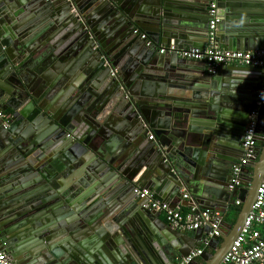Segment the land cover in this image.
<instances>
[{"label":"water","instance_id":"1","mask_svg":"<svg viewBox=\"0 0 264 264\" xmlns=\"http://www.w3.org/2000/svg\"><path fill=\"white\" fill-rule=\"evenodd\" d=\"M257 1L230 0L233 20L251 18L221 34L223 48H253L264 27L255 19L264 8ZM191 2L0 0V111L11 114L8 127L0 123V227L13 258L176 264L201 247L204 230L191 236L148 212L135 192L141 186L172 207L182 189L196 194L200 208L224 210L239 200L235 222L224 221L213 251L191 264H220L229 252L264 179L263 106L256 157L230 187L264 69L225 65L227 72L195 76L187 59L160 53L170 43L204 49L194 34L208 36L209 17L187 29ZM224 18L222 32L232 20ZM198 145L203 158L184 162V150ZM127 209L128 226L105 237L116 260L106 258L105 238L87 243L83 235Z\"/></svg>","mask_w":264,"mask_h":264},{"label":"built area","instance_id":"2","mask_svg":"<svg viewBox=\"0 0 264 264\" xmlns=\"http://www.w3.org/2000/svg\"><path fill=\"white\" fill-rule=\"evenodd\" d=\"M219 0H209L208 3V43L204 49L199 47L178 48L174 44L160 45V53L177 54L180 58L187 60L203 61L211 74H216L221 66L241 65L259 67L264 69V48L259 50H228L222 47L218 38V26L221 21L218 13ZM146 33L141 34V38H146ZM151 41L147 45H151ZM264 106V76L257 94V101L250 110L248 123L243 136L242 157L232 168L233 184L239 183V176L242 169L256 157L258 146V127L260 110ZM11 114L0 111V123L4 127L10 124ZM150 135V139H153ZM137 195L146 198L149 208L154 213H163L166 222L174 229L186 232L196 231L201 228L210 227L211 230L202 242V246L181 258L176 264H191L198 259L210 246L213 236L222 234L224 223L223 215L220 211L212 209H199L191 207L187 213L180 208H173L168 203L160 201L154 197L153 192L144 187L135 189ZM185 198L189 194L185 193ZM241 204L240 201L237 202ZM2 230L0 229V264H16L15 260L2 247ZM220 264H264V179L259 186L258 195L252 206V210L246 217L242 229L234 240L229 252L224 256Z\"/></svg>","mask_w":264,"mask_h":264},{"label":"crops","instance_id":"3","mask_svg":"<svg viewBox=\"0 0 264 264\" xmlns=\"http://www.w3.org/2000/svg\"><path fill=\"white\" fill-rule=\"evenodd\" d=\"M259 1L260 0H258L257 2H259ZM229 2H230V0L225 1V3L227 4L225 6V8L220 7L219 10H218V13H219L220 18H221L220 23L222 22V19H223V21H224V19H226V18H224V15H226V17L228 19L232 18L231 21H227L226 22L228 27L227 28L225 27L224 29H222L223 32L221 31V27H220V23H219V26H218V34H219V36H218V38H219L220 42L222 40V37H220L222 33L228 35V32L231 31L234 28L233 26L249 23V21H247V20H250V18H251V17L248 18V16H245V18L244 19L242 18V20L241 19H237V18H234V20H233V17H235L234 16L235 14L231 13V11H230L231 7H230V3ZM208 3H209V0H205V1L204 0L203 1L202 0H192V2L190 3L191 5H189V7H191V8H190V10L187 11V13H189V14H187V18H188L187 19V22H188L187 24H190L188 26L186 25L187 29H191V30L194 31L195 26H197L198 24H202V25H206L207 24V20H208V10H207ZM262 3H264V0L262 1ZM262 3L260 5H262ZM220 4H222L221 1H220ZM255 17H256L255 19H258L264 25V8ZM243 21H245V22H243ZM196 23H198V24H196ZM222 23H221V25H222ZM259 24H261V23H259ZM184 28H186V27H184ZM261 28H262L261 30L259 29V32H258L259 33V37H257V40H256V42L253 45V48L252 49H245V50H259V49L264 48V27L261 26ZM194 38H196L197 40H195V41L197 43H200L201 45H203L204 48L207 46L208 36L206 34L204 36H202V35L198 36V33H197V34H194ZM170 44H174V43H170ZM221 44H222V42H221ZM186 47H191V46L187 45L184 48H186ZM193 47H198V46H193ZM232 50H244V49H232ZM165 54H171V53H165ZM168 56H170V55H168ZM182 63L191 65L192 68H189L191 70L189 72L191 74L195 75V76L203 75L202 71H205V72L209 73L206 64H205V67H203L204 64L201 63L200 61L198 62V61H190V60H188V61H182ZM225 68L226 67L221 66L218 69V71L219 70H222V71L224 70L225 71L226 70ZM225 72H227V71H225ZM221 77H226V79H225L226 81H228L229 79L233 78V77H228V75H225V73H224V75H221ZM179 81H185V80H179ZM233 81H235V80H233ZM245 84L246 83L242 82V80H240L238 82H236V81L233 82L235 90L237 92H242V93L247 92V87L244 86ZM260 85H261V82H260ZM260 85H259V87H260ZM259 144H260V142L258 141V145ZM202 149H203V146H199V145L198 146H194V147H190V148H186L184 150L185 155L183 156L184 157L183 161L184 162H188V161L192 160L193 158L202 159L203 156L201 155V152H200ZM65 187L68 188L67 186H65ZM66 188L64 190H66ZM200 189H201L200 186L195 187V191L200 190ZM182 193H183V199L181 201H179V203H178V205L176 207H173V208H180L184 213H187L189 211V209L191 207H193V206H195V207H197L199 209H206V208H203V207H201V208L198 207V203H197V200L195 198L196 194L194 192L182 189ZM185 193L189 194L188 198L184 197ZM238 201L239 200H237L235 204H232L231 202H229L227 204L228 207L226 209H224V210H222V208H217V207L215 209H212V210H217V211H220L221 213H224L225 216H226L225 222L232 224V223H234L232 221H234L236 219V217H237L234 212L237 209V207H240L239 206L240 204L237 203ZM139 202H140V204L143 205V203L141 201H139ZM144 207L147 208V204H144ZM130 209L124 210L123 212H125V213L122 212L123 214L122 213L116 214L117 216H116L115 219L113 218V219H110L108 221H102V219L98 220L92 227L89 228L90 231L89 230L86 231V233L83 235L85 240H87V243H89L91 241L90 238H92V240H95V239L96 240H103V238H105L107 235L110 236L111 238H113L112 236L116 237L117 233L120 232L123 229V226H128V225H123L122 224V220H123V217L124 218H130V215H131L130 214ZM208 209H210V208H208ZM147 210H148V212L154 214V216H159L162 220H164L166 222L165 216H164L163 213H153V211L150 208H148ZM0 229L2 230L1 227H0ZM203 230H204V232H203L202 237H201V241L203 242V240L207 236V234L205 233V228L204 227L199 229V230L191 231V232H188V233L191 236H193L196 233L197 234L202 233ZM1 242H2V245H3L4 244L3 230H2ZM220 242H221V239H220ZM104 243L108 244L107 241H106V238H105V241L103 242V247L106 250V258H109V259L113 258V259L116 260L115 256L113 254H111V251L107 248V246ZM195 243H200V239H196ZM124 246H125V249L127 250V246L125 244H124ZM208 248L211 251H213L212 245L210 247L208 246ZM7 253H9V252H7ZM9 255H10V253H9ZM13 259L15 260L16 258H13ZM15 262H16V264H20L19 262H21V264L26 263V262L23 261L22 258L19 261L16 259Z\"/></svg>","mask_w":264,"mask_h":264},{"label":"trees","instance_id":"4","mask_svg":"<svg viewBox=\"0 0 264 264\" xmlns=\"http://www.w3.org/2000/svg\"><path fill=\"white\" fill-rule=\"evenodd\" d=\"M5 112L9 113L8 111H5ZM239 206H241V204H240ZM239 209H240V207H237V209H236L235 212H234V213L236 214V216H237V213H238ZM222 215H223V218H224V221H225V220H226V216H225L224 213H222ZM232 222H235V220L232 221Z\"/></svg>","mask_w":264,"mask_h":264}]
</instances>
